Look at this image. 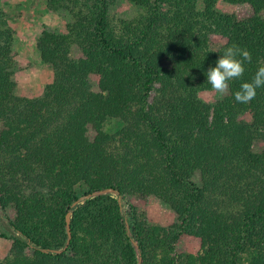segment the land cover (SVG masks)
<instances>
[{
  "label": "trees",
  "instance_id": "1",
  "mask_svg": "<svg viewBox=\"0 0 264 264\" xmlns=\"http://www.w3.org/2000/svg\"><path fill=\"white\" fill-rule=\"evenodd\" d=\"M129 1L139 11L45 0L66 31L36 38L52 80L35 97L14 93V31L0 28V264H264V87L233 96L264 66V0ZM232 44L251 63L205 101ZM108 118L123 125L109 133ZM151 196L168 225L150 222Z\"/></svg>",
  "mask_w": 264,
  "mask_h": 264
},
{
  "label": "rangeland",
  "instance_id": "2",
  "mask_svg": "<svg viewBox=\"0 0 264 264\" xmlns=\"http://www.w3.org/2000/svg\"><path fill=\"white\" fill-rule=\"evenodd\" d=\"M114 10L123 13L128 9L139 11L136 5L129 0H115ZM231 5L219 1L217 9L229 12ZM66 16L52 13L45 6V0H0V28H9L14 31L13 47L16 52L17 65L14 72V93L19 96L35 97L43 93L45 86L52 80V71L49 64L39 59L35 49V41L44 27L52 28L64 33ZM201 98L208 102L215 101L218 96L212 90L201 93ZM116 118H108L104 129L115 132L122 126ZM79 189V187H77ZM114 196V194H113ZM146 209L151 223L168 225L174 219L173 212L155 197L146 201ZM2 216L0 209V226L9 233V225ZM189 251L196 252L198 246L188 242ZM8 251V244L0 240V258Z\"/></svg>",
  "mask_w": 264,
  "mask_h": 264
},
{
  "label": "clouds",
  "instance_id": "3",
  "mask_svg": "<svg viewBox=\"0 0 264 264\" xmlns=\"http://www.w3.org/2000/svg\"><path fill=\"white\" fill-rule=\"evenodd\" d=\"M252 55L247 49L232 44L223 49L214 67L207 70V81L211 90L222 98L229 92V82L240 79L245 72V64L251 63ZM264 87V66L258 67L250 81L242 82L233 93L239 104H249L255 99L257 89Z\"/></svg>",
  "mask_w": 264,
  "mask_h": 264
},
{
  "label": "water",
  "instance_id": "4",
  "mask_svg": "<svg viewBox=\"0 0 264 264\" xmlns=\"http://www.w3.org/2000/svg\"><path fill=\"white\" fill-rule=\"evenodd\" d=\"M107 192H113L115 194H117V191L115 190H112V189H105V190H99L97 192H93V193H90V194H86V195H83L81 197H79L75 202H73L72 206L76 205L77 203H80L82 202L83 199H86L88 197H90L91 195H97V194H100V193H107ZM118 202L121 203V199H120V196H118ZM70 218H71V212L68 211L66 214H65V222H66V230H67V240H66V243L65 245L59 249V250H56V251H61L63 248H65L71 238V231H70ZM135 248L137 249V245L135 242H133ZM140 258V257H139Z\"/></svg>",
  "mask_w": 264,
  "mask_h": 264
}]
</instances>
